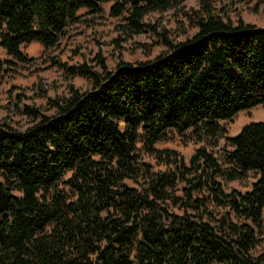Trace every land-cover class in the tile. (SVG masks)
Instances as JSON below:
<instances>
[{"label":"trees","instance_id":"trees-1","mask_svg":"<svg viewBox=\"0 0 264 264\" xmlns=\"http://www.w3.org/2000/svg\"><path fill=\"white\" fill-rule=\"evenodd\" d=\"M186 1L0 0L9 64L34 62L31 43L58 47L81 9L98 16L105 3L117 42L148 32L167 48L136 63L119 55L114 69L101 51L95 65L52 57L68 94L41 89L46 111L24 104L23 131L0 119V264H264V120L228 136L222 155L208 148L227 134L220 121L264 105V26L226 21L217 0ZM179 9L196 31L176 41L149 16ZM169 130L205 145L187 162L155 147ZM141 140L165 170L142 162ZM250 173L246 192L220 180Z\"/></svg>","mask_w":264,"mask_h":264},{"label":"rangeland","instance_id":"rangeland-1","mask_svg":"<svg viewBox=\"0 0 264 264\" xmlns=\"http://www.w3.org/2000/svg\"><path fill=\"white\" fill-rule=\"evenodd\" d=\"M217 6L225 12L226 21L237 24L239 17L248 23L256 26H264V0H217ZM112 3L102 4V13L98 16L87 13L89 10L83 8L79 11L82 21L70 25L67 33L60 40L56 48L45 49L39 43H31L23 47V51L34 57L35 61L26 64H9L6 59L13 60L6 51L0 47V119L9 121L15 128L25 130L33 124L30 117L23 114L24 104L41 107L46 111L47 98L41 95V89H46L49 96L67 95L68 83L64 73L57 66L51 63L52 57H58L62 61L70 64L90 62L95 65L98 53L101 51L107 59L110 69H114L121 57L129 62L150 60L167 48L162 44H156V38L148 32L135 35L127 41L117 42L119 32L116 29L118 19L110 16ZM200 0H187L181 7L182 10L198 8ZM182 10H169L164 13H154L149 16L151 20L161 23L170 35L176 40H182L196 31L190 26L187 19L182 15ZM90 20L91 23L85 22ZM147 45V46H144ZM99 69V68H97ZM72 83L83 90L91 87L90 81L81 76H76ZM17 94L21 95L22 101L18 102ZM264 120V105L256 106L249 110L239 112L231 120L220 121L226 128L227 134L220 138L216 145H208V148L220 156L226 149H230L227 142L228 136L237 135L243 126L253 121ZM205 143H197L190 138V132L185 135L178 134L175 130H169L155 147L169 148L180 152L185 160L189 162L195 150ZM142 162L151 165L153 171L165 170L167 166L158 162L152 154L144 149L141 140L138 143ZM69 172L65 179L71 176ZM221 182L227 192L234 189L243 192L252 188V183L256 180L253 173L240 180L229 181L225 177H220ZM130 184H136L129 181ZM61 189L69 191L65 185H60ZM16 195H21L16 191Z\"/></svg>","mask_w":264,"mask_h":264}]
</instances>
